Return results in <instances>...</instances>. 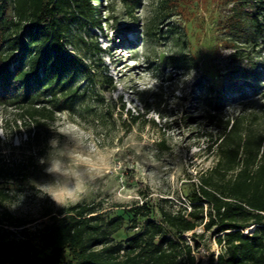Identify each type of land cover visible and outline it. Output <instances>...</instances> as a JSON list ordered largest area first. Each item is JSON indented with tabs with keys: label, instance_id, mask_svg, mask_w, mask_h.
Segmentation results:
<instances>
[{
	"label": "trees",
	"instance_id": "16d2710c",
	"mask_svg": "<svg viewBox=\"0 0 264 264\" xmlns=\"http://www.w3.org/2000/svg\"><path fill=\"white\" fill-rule=\"evenodd\" d=\"M95 1L0 0V107L18 109L29 136L21 158L0 155L2 201L17 182L42 171L38 161L49 149L43 130L59 114H73L82 94L104 102L97 86L113 87L94 64L103 49L83 31L104 32L102 1L96 7ZM230 1L228 58L239 66L249 62L260 82V70L242 48H264V0ZM79 79L87 83L85 91L76 86ZM244 107L232 118L207 115L217 131L211 147L217 162L188 197L190 207L156 209L144 202L112 215L96 204H50L40 216L47 223L39 245L28 233L36 221L4 212L0 264H199L197 254L213 240L219 253L210 254L208 264H264V117ZM124 232L131 236L116 241Z\"/></svg>",
	"mask_w": 264,
	"mask_h": 264
},
{
	"label": "rangeland",
	"instance_id": "374dc122",
	"mask_svg": "<svg viewBox=\"0 0 264 264\" xmlns=\"http://www.w3.org/2000/svg\"><path fill=\"white\" fill-rule=\"evenodd\" d=\"M98 1L104 32L87 26L83 31L103 49L94 64L113 79V87L97 86L104 102L82 94L73 114H59L42 132L44 143L56 138L61 147L75 150L92 178L82 191L60 194L66 199L61 206L35 187L54 179L41 164V172L14 185L10 199L0 197V214L36 221L28 233L38 245L47 223L40 216L50 204H96L112 215L144 202L156 209L190 207L188 197L217 162L211 148L217 131L207 115L232 118L245 106L264 117V48H242L260 70V82L252 78L249 62L239 66L229 60L230 0H138V6L97 0L95 7ZM86 85L83 79L76 83L83 91ZM20 113L0 107V155L21 158L27 151ZM130 236L124 232L115 240ZM209 246L197 254L199 264L219 253L214 240Z\"/></svg>",
	"mask_w": 264,
	"mask_h": 264
},
{
	"label": "clouds",
	"instance_id": "9594fccd",
	"mask_svg": "<svg viewBox=\"0 0 264 264\" xmlns=\"http://www.w3.org/2000/svg\"><path fill=\"white\" fill-rule=\"evenodd\" d=\"M189 78L186 77L185 79ZM38 162L48 165L45 171L54 179L50 183L36 184L35 187L40 193L50 196L61 206L65 204L66 199H62L60 194L67 197L82 191L88 180L92 178L88 170L82 167L83 161L75 150L61 147L56 138L50 140L47 156L40 158ZM22 199L23 197L20 196L19 202ZM18 204H14L11 208L14 209Z\"/></svg>",
	"mask_w": 264,
	"mask_h": 264
},
{
	"label": "bare ground",
	"instance_id": "6f19581e",
	"mask_svg": "<svg viewBox=\"0 0 264 264\" xmlns=\"http://www.w3.org/2000/svg\"><path fill=\"white\" fill-rule=\"evenodd\" d=\"M252 229V228H251ZM251 229H248L247 232H249Z\"/></svg>",
	"mask_w": 264,
	"mask_h": 264
}]
</instances>
